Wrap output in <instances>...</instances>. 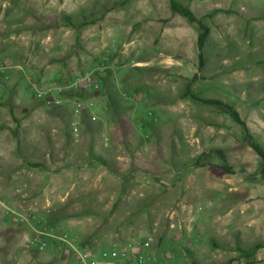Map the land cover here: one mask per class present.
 Instances as JSON below:
<instances>
[{"label": "rangeland", "instance_id": "1", "mask_svg": "<svg viewBox=\"0 0 264 264\" xmlns=\"http://www.w3.org/2000/svg\"><path fill=\"white\" fill-rule=\"evenodd\" d=\"M176 1L210 29L203 68L200 28L176 15L170 0H0V70L17 87L0 99V170L14 167L5 155L42 166L35 175L34 168L0 174V264H78L64 235L79 244L91 237L99 264H264L261 158L230 115L186 95L189 88L233 106L264 148V0ZM82 74L118 94L109 115L123 126L114 141L87 124L103 93H89L95 106L75 114L80 133L72 134L80 92L73 82ZM30 76L68 109L29 98ZM96 138L109 146V167L75 165L74 154L80 158ZM60 167L67 174L48 175ZM79 168L81 175L73 172ZM106 171L112 174L100 179ZM115 174L135 183L117 190ZM20 188L19 196L34 191L15 203ZM46 197L54 210L88 202L91 216L62 221L40 252L34 223L20 225L2 202L31 211ZM149 237L150 246L138 244Z\"/></svg>", "mask_w": 264, "mask_h": 264}, {"label": "crops", "instance_id": "2", "mask_svg": "<svg viewBox=\"0 0 264 264\" xmlns=\"http://www.w3.org/2000/svg\"><path fill=\"white\" fill-rule=\"evenodd\" d=\"M17 68H19V67H17ZM0 69H1V67H0ZM2 69H4V68H2ZM2 71H5V70H2ZM8 75H9V76H7L8 80L2 81V83L4 85L0 86L1 87L0 88V99H2V100L7 98V94H8L7 90L8 89L12 90L13 93L17 90L16 82L13 81L12 75L11 74H8ZM27 78H28V80H30V84H28L26 86V88L29 87V85L34 87V88L37 87V85L32 84L33 78L31 76L27 77ZM59 98H60V96H59ZM105 98L106 97L104 96L101 99H99L98 102H100L101 105L99 108L97 107L95 110L92 111V113L90 114L91 117H88V119H87V124H88V127H90V128H99L100 127V132H102V134H103L101 136H108V137L110 136V138L111 139L113 138V141H114L115 138L119 137V135H120L119 133L122 131L123 124H122V122L114 119L113 117H110V115H109L110 111L113 112V110L111 109V106L109 104L108 99L107 98L105 99ZM43 106H44V108H47L48 110H51V109L52 110L53 109L59 110L62 108L65 110L68 109L67 106H63V104H61L59 106H54V107H47L45 105H43ZM72 113L74 115V119H73L72 123H74V122L78 123L80 126L79 121H81L82 116H75V114L76 115L78 114L75 111V107H74V111ZM87 113H89V112H86V115H87ZM79 129H80V127H79ZM73 136H75V135L73 134ZM75 137H77V136H75ZM93 141H94L93 145H94L96 150H94V147L93 148L91 147L89 150H86V152L84 151V152H81L80 154H78V155H80V158H78V156L76 157L74 154V157H75L74 161L78 162V163H75V165H82L81 168H83V167L88 168V167H96L95 166V164H96V165H100V167L108 168L109 167V159H110V156H109L110 155V153H109L110 149H109L108 144H106V143L103 144V141L101 140V138H100V140H98V138H96ZM113 145L116 146V143L114 142ZM117 148H118V150L121 149L120 146H118ZM2 157H4L10 163H14V167L7 170V171H5L3 169L0 170V174L13 175L14 177H17V176L31 174V172L29 170L34 168V175H35V172H36L35 170L42 167L40 164H37L35 162H34V166L28 164L27 162H23V160L20 159V157H18V156H14V155L7 156V155H5ZM96 159L97 160L98 159L103 160L104 163L103 162H97ZM116 159L119 161V160H121V157L119 155H117ZM65 168L66 167H64V168L60 167L59 169H57L55 171H52V172L48 171V175H50L51 177L54 176L55 178L61 172H63V174L65 175V174H67ZM71 169H73V167ZM83 170L84 169L79 168L73 172L75 174L81 175ZM105 174L110 175L112 173L109 171H106V172H104V174H102L100 179H102L104 177L103 175H105ZM115 178H116V181L119 185L117 190H123L126 188L129 190L130 187L128 185L135 183V182L129 183L128 181L122 180L121 177L116 175V174H115ZM75 188H76V185H74L72 187L73 190H75ZM72 189L70 188L69 191H72ZM20 190H24V189L23 188L17 189V193L15 192V194H14L15 195V203H18L16 200H18L20 197L24 198L25 196H28L30 193L33 194L34 188L32 190H28L23 195L19 196ZM69 196H70V194L68 193L64 198L61 199V201L65 202L66 200H68ZM2 204L6 208H9L11 210V212H13L14 215L17 217V219L19 218L18 221H19L20 225L23 226L27 222H33L34 223V238L36 236H42L43 239H45V238H50L52 236L53 228H50V226L46 224L47 218L51 215V213H53L55 211L54 207L56 204L51 199L46 197L45 200L43 201V204L40 205L41 209L38 208V206H39L38 202H35L34 203V209L31 211H25V210L20 209V207H22L21 205L19 206V208H12V207H9V204L7 202H2ZM48 210H49V213H47ZM48 241H49V239H48ZM46 243H48V242H46ZM109 246L114 247L115 245H109Z\"/></svg>", "mask_w": 264, "mask_h": 264}, {"label": "trees", "instance_id": "3", "mask_svg": "<svg viewBox=\"0 0 264 264\" xmlns=\"http://www.w3.org/2000/svg\"><path fill=\"white\" fill-rule=\"evenodd\" d=\"M170 3H171V7H172L173 12L176 15H180V16L186 18L190 23L197 24L199 26L201 32L198 36L197 45H198V50H199L200 68H203L204 67V53H203V51L205 48L206 41L210 35V29L208 28V26L204 25L201 21H199L190 9L183 7L176 0H170ZM197 79H198V76L195 75L194 80H197ZM6 80H8L6 72L0 70V81H6ZM89 93L90 92L83 91V92H77V94H75V95L81 100H86L90 97ZM101 93H103V96H105L108 99L109 104H110L113 112H117L118 108H117L116 102H117V95L118 94H115V92H113V88L105 90V87L102 84L101 91L98 93H94V94L98 95ZM119 95H120V93H119ZM186 95L191 96L195 101H198L199 103H201L203 105L214 106V107L220 108L221 110L226 112L228 115H230L233 118V120L235 121V123H237L239 126H241L244 129L246 143L261 158V174H260V176L264 180V148L261 145H259L258 143H256L253 135L250 132V129H249L247 123L242 119L239 112L233 106L226 104L222 101L213 100V99H204V98H200L198 96H195V95L191 94L189 88L186 90ZM83 112L86 113L87 111H83ZM218 153H221V152H218ZM205 157H208L207 153H203V155L196 160L195 166L196 167L203 166L204 163H202V158H205ZM96 161L104 163V161L100 160V159H98V160L96 159ZM32 166H34V165H32ZM224 169L227 172L231 171L230 168H227V167H224ZM89 205L90 204L88 202H85L81 209H70L67 207L57 208L47 218L46 224L49 225L50 228L54 229V227L58 226V224H61V222L64 220L77 219V218H83V217L91 216V213L87 212V210H88L87 207ZM91 241H92V239L89 236H86L83 239H80V247L93 249V247L91 245L92 244ZM262 248H263V246L260 244V245H257L255 249L259 250Z\"/></svg>", "mask_w": 264, "mask_h": 264}, {"label": "built area", "instance_id": "4", "mask_svg": "<svg viewBox=\"0 0 264 264\" xmlns=\"http://www.w3.org/2000/svg\"><path fill=\"white\" fill-rule=\"evenodd\" d=\"M74 86L76 89L80 92H93V93H98L101 91L102 84L100 81H98L93 75L91 74H82L79 75L75 78L74 80ZM120 96L124 101H128L129 97L126 91L121 90L120 91ZM29 98L31 99H36L40 102H43V104L47 107H54V106H59L62 104V100H54V97L51 96V92L49 90H38V88L35 87V91L33 94L29 95ZM68 100V98H67ZM69 100L71 101L72 98L69 97ZM73 106L75 107L76 113L86 111L89 108H93L95 106V100L94 99H87L85 101L83 100H72ZM156 121V119H154ZM72 131L75 136H79L80 129H79V124L78 123H72ZM49 213V210L47 211ZM59 240L62 242L66 243L73 251L78 264H99L97 263L94 259H92V255L95 250H91L89 248H81L79 244V240L77 238L69 239L67 235L62 236ZM154 242V239L152 237L147 238L144 241L138 242L140 246H150ZM34 247L40 251L44 252L48 248V244L45 242L42 236H36L33 240ZM133 244H129V247H133ZM119 248H114L113 249V255H119L120 251L118 250ZM122 256L125 255V253H121ZM105 256L107 253L104 254ZM137 253L136 251L133 252V258H137ZM92 260L91 262H89ZM110 263V262H109ZM142 263V262H140ZM104 264V263H103Z\"/></svg>", "mask_w": 264, "mask_h": 264}]
</instances>
